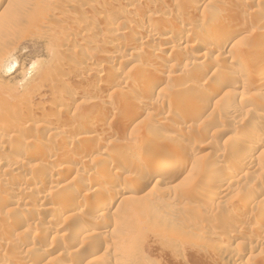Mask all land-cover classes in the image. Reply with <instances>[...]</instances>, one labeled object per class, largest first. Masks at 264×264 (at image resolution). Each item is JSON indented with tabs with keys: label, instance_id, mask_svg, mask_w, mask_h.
I'll list each match as a JSON object with an SVG mask.
<instances>
[{
	"label": "rangeland",
	"instance_id": "rangeland-1",
	"mask_svg": "<svg viewBox=\"0 0 264 264\" xmlns=\"http://www.w3.org/2000/svg\"><path fill=\"white\" fill-rule=\"evenodd\" d=\"M97 1L0 2V155L12 158L0 162V183L14 171L30 179L0 187V264H264V0H234L218 14L211 0ZM213 11L235 24L228 44L187 49L220 38ZM129 19L140 26L113 37ZM149 27L158 36L139 47L120 42ZM64 134L67 145L41 153ZM174 150L190 163L162 166ZM151 163L160 173L136 188Z\"/></svg>",
	"mask_w": 264,
	"mask_h": 264
},
{
	"label": "bare ground",
	"instance_id": "bare-ground-1",
	"mask_svg": "<svg viewBox=\"0 0 264 264\" xmlns=\"http://www.w3.org/2000/svg\"><path fill=\"white\" fill-rule=\"evenodd\" d=\"M1 1H3V0H0V2ZM101 1L102 0H98L97 1V3H101ZM195 1V0H194ZM197 1V0H196ZM192 2V1H191ZM190 2V3H191ZM200 3V2H199ZM235 3V1L234 0H211V1H209L208 2V4H209V7H212V8H214V10H215V14H218V13H216L217 12V10L219 11V10H221L222 11V9H228V7L231 5H233ZM197 4V3H196ZM201 4V3H200ZM157 6V5H156ZM234 7V6H233ZM165 13H170V12H173L174 10H175V7H174V5L173 4H169V5H167V6H165ZM186 8V7H185ZM235 8V7H234ZM186 10V9H185ZM176 11V10H175ZM177 11H179V10H177ZM182 12H183V10H182ZM175 13H177V12H175ZM220 14V13H219ZM158 15V14H157ZM213 15H214V11H213ZM213 15H211V17L213 16ZM167 16V15H166ZM136 17V16H135ZM173 17V16H172ZM218 17H220V16H217V18ZM133 18V17H132ZM131 18V19H132ZM139 18V17H138ZM217 18H215V15H214V18H213V26L215 25L216 26V28H217V30H218V28H224L223 29V31H221V32H219V36H220V38L219 39H212L213 37H211V38H208V39H206V40H203V42L204 43H202V42H194V44H188V45H186L185 47H188L187 49H194L195 47H197L198 49H199V51L200 50H202L203 48H208L209 46H210V49H212V50H214V51H217V50H219L220 48H224L227 44H228V41H229V39H230V34H232V32H233V30L235 29V24H234V26H225L224 27V21H221V20H219V19H217ZM131 19H129L128 21H125L126 23H125V25H124V27L122 28V30H119V31H117V32H115V36H113V37H115V38H117V39H124L125 38V36H127L126 34H128V33H130V32H134V30L135 29H137L139 26H140V24H141V22L138 20V19H134V20H131ZM144 19V18H143ZM224 19V18H223ZM145 20V19H144ZM154 20V19H153ZM165 22V21H164ZM239 26V25H238ZM181 28V27H180ZM213 28H215V27H213ZM182 29V28H181ZM191 29H194V28H191ZM140 30V29H139ZM213 30H215L216 31V29H213ZM157 31H159V30H157ZM157 31H155L154 29H153V27H149V29L147 30V31H145L144 30V33L142 34V36L140 37L141 39L140 40H136V39H134V41L133 40H126V41H121L120 40V42L122 43V45L123 44H125V48H127V47H129V48H135V47H139L141 44H143V42L145 41V40H147V39H149V37L151 36H158V32ZM163 35V34H162ZM164 36V35H163ZM162 36V37H163ZM208 37H210V36H208ZM158 38H160V36L158 37ZM164 38H169V36H166V37H163L162 39H164ZM152 39V38H151ZM170 39V38H169ZM169 39H168V41H169ZM199 40V39H198ZM167 41V42H168ZM195 41V40H194ZM202 41V40H201ZM119 42V43H120ZM193 42V41H192ZM120 43V44H121ZM214 43V44H213ZM159 44V43H158ZM261 44H262V42H261ZM260 44V45H261ZM264 44V43H263ZM121 45V46H122ZM259 45V46H260ZM120 46V45H119ZM258 46V45H257ZM184 47V46H183ZM261 47V46H260ZM182 47H181V45L179 44H175V46L174 47H172V52H175V53H177L180 49H181ZM127 50V49H126ZM154 51V50H153ZM191 52V51H190ZM203 53V52H202ZM201 53V54H202ZM207 52H205L204 54H205V56L207 55L206 54ZM181 54V53H180ZM198 54V53H197ZM200 54V55H201ZM173 55V54H172ZM190 55V54H189ZM200 55H198V56H200ZM10 56V53H7V54H5V56L4 57H6L5 59H7L8 60V58H10L9 57ZM204 56V55H203ZM210 56V55H209ZM208 56V57H209ZM168 57H169V55H168ZM171 57V56H170ZM185 57V56H184ZM202 57V56H201ZM200 57V58H201ZM225 57V56H224ZM179 58H180V56H179ZM233 58V57H232ZM4 59V60H5ZM167 59H169V58H167ZM178 59V58H177ZM187 59V58H186ZM128 60V59H127ZM188 60V59H187ZM203 60V59H202ZM132 61V60H131ZM172 61V60H171ZM180 63V62H179ZM195 63V62H194ZM12 64H14V63H10L9 65H12ZM128 64V63H127ZM176 64V63H175ZM196 64V63H195ZM202 64V63H201ZM210 64H211V62H210ZM191 64H189L188 66H190ZM166 66V65H165ZM174 66V65H173ZM208 66V65H207ZM10 67V66H9ZM8 67V68H9ZM178 67V66H177ZM171 68V67H170ZM163 69V68H162ZM204 70V69H203ZM263 70V69H262ZM207 71V70H206ZM242 71V69H235V72H237V73H240ZM262 72V71H261ZM202 73V72H201ZM204 73V72H203ZM260 73V72H259ZM200 75V74H199ZM202 75V74H201ZM116 76V75H115ZM177 76V75H176ZM232 76V75H231ZM161 77H163V76H161ZM198 77V76H197ZM200 77V76H199ZM207 77V76H206ZM234 77V76H233ZM258 77V76H257ZM114 78V77H113ZM115 78H117V80L119 79V77L118 76H116ZM114 78V79H115ZM235 78V77H234ZM260 78L262 79V80H260V82H259V84L262 86L263 84H264V72L263 73H261V76H260ZM259 78V79H260ZM156 79H158V76H157V74L156 73H152V74H150V76H149V78H148V82L149 83H151V82H153V81H155ZM232 80V78H230V77H225V79L223 80V81H218L217 83H215V85H213V89H211L210 90V92H208L207 93V99H205L204 97V101H202V105H206L211 99H213L214 97H217L219 94H221V92H223L224 90H225V87H226V85H228V81H231ZM249 79V78H248ZM255 79V78H254ZM258 79V78H257ZM157 81V80H156ZM159 81V80H158ZM147 82V81H146ZM234 80H233V83H232V85L234 84ZM237 82V81H236ZM246 82V81H245ZM257 83V82H256ZM238 84V83H237ZM246 84V83H245ZM249 84V83H248ZM254 84V83H253ZM258 84V83H257ZM258 84V85H259ZM146 85H148V84H146ZM257 85V86H258ZM155 86V85H154ZM254 86V85H253ZM253 86H251V87H253ZM257 86H256V88H257ZM211 87H212V85H211ZM193 90V89H192ZM198 90V89H197ZM185 91L186 90H184V93H185ZM229 91V90H228ZM186 92H188L189 93V91L187 90ZM227 92V91H226ZM145 93V92H144ZM183 93V94H184ZM187 93V94H188ZM186 94V93H185ZM222 95H224V93L222 94ZM185 96V95H184ZM189 96V95H188ZM243 96V95H242ZM139 97V96H138ZM140 97H141V95H140ZM182 97V96H181ZM191 97V96H190ZM190 97H188L189 99H190ZM76 98V97H75ZM142 98V97H141ZM177 98V97H176ZM179 98V97H178ZM184 98V97H183ZM243 97H241L239 100H241ZM172 99H174V98H172ZM221 99V98H220ZM250 99V98H249ZM226 106L227 105H232L233 103H235L236 101H237V97H235L234 95L233 96H229V97H227L226 99ZM185 102H186V100H184ZM178 102H180V101H178ZM245 102V101H244ZM247 102V101H246ZM238 103V102H237ZM184 104V106H185V103H183ZM200 104V103H199ZM208 105H209V103H208ZM143 106V105H142ZM148 106H150V104L148 103ZM188 106V105H187ZM147 107V106H146ZM131 108V107H130ZM199 108H202V107H198V109ZM138 110H139V108H138ZM142 110V109H141ZM140 110V111H141ZM202 110V109H201ZM204 110V109H203ZM27 112V111H26ZM4 114V113H3ZM137 115V114H136ZM6 117V116H5ZM254 119V120H253ZM253 119L249 122L250 123V126H252L253 128H255L256 129V127H257V125H259L260 124V121H258V119L257 120H255V118L253 117ZM261 120V119H260ZM262 121H264V120H262ZM248 123V124H249ZM261 125V124H260ZM259 125V126H260ZM249 128V125H243L242 126V129L246 132V129H248ZM242 129H241V131H242ZM255 129L253 130V131H255ZM244 131H242V132H244ZM244 132V133H245ZM257 134V133H256ZM65 135V134H64ZM68 137H69V135L67 136V135H65V136H63V138L62 139H57V138H52V139H50L49 141H48V147H47V149L45 148H42V147H40L41 148V150H42V152L40 151V149H39V151L41 152V153H43L44 152V154L47 152H51L50 154L52 155L53 154V152L54 151H56V149H58V148H63L64 146H65V143L67 142V141H69L70 140V138H69V140H68ZM116 143V142H115ZM158 143V142H157ZM260 143V142H259ZM26 144H28V143H26ZM25 144V141H24V143L23 142H20L19 141V143H17L16 144V148H22V149H24V148H27L28 146H25L26 145ZM152 144H153V142H152ZM161 144V143H160ZM29 145V144H28ZM66 145H67V143H66ZM157 145V144H156ZM163 146V145H162ZM161 147V146H160ZM16 148H14V149H16ZM37 148H39V146L37 147ZM13 149V150H14ZM89 149V148H88ZM129 149H131L132 151H133V153H135V154H138L139 152H141L142 151V148L140 147V146H131L130 145V148ZM28 150V149H27ZM59 150V149H58ZM187 150H189V149H187ZM178 151V150H177ZM177 151H173L172 153H169L168 151H166V153L164 152V157H163V165L162 166H164V167H166V166H168V165H170V164H174L175 165V167H183V165H184V167H185V165H188L189 163H190V159H189V156L188 155H185V154H183V155H180V154H177ZM182 151V150H181ZM87 152H90V151H87ZM156 152V151H155ZM158 152H160V150L158 151ZM171 152V151H170ZM189 152V151H188ZM46 153V154H47ZM61 153H63V152H61ZM162 154H163V151L161 152ZM177 155H176V154ZM181 153V152H180ZM5 154V153H4ZM33 154V153H32ZM157 154V153H156ZM12 155V154H11ZM51 155H49V157L46 159L47 160V162H46V164H51L52 162H54L55 160H54V158L52 159L51 157H53V156H51ZM55 155V154H54ZM189 155H190V153H189ZM10 156V155H9ZM13 156V155H12ZM158 157V156H157ZM10 158V157H9ZM8 158V159H9ZM57 158V157H56ZM12 159V158H11ZM11 159H9V160H7V155H0V162L1 163H5V161L7 160L8 162L11 160ZM14 160V159H13ZM129 161V160H128ZM193 161V160H192ZM7 162V163H8ZM10 162H12V160L10 161ZM23 163H24V161H22ZM22 162L20 161V160H16L15 161V163H17L16 165H20V164H22ZM154 163V162H153ZM152 164V163H151ZM15 165V164H14ZM16 165H15V167H16ZM153 166H151L148 170H146V171H141L140 169V172H139V174L136 176L137 177V180L135 181V186H136V188L138 187V188H147V186H149L151 183H152V181L155 179V176L156 175H158L159 173H160V170H161V168H159V167H156V166H154V164H152ZM22 166V165H21ZM158 166V165H157ZM171 166V165H170ZM20 167V166H19ZM120 170H122L123 168H119ZM36 170V169H35ZM162 170H163V168H162ZM177 170V169H176ZM26 171H27V169H26ZM15 172V171H14ZM14 172H10V175L8 176V177H6L4 180H2L1 181V183H0V187L2 186V187H6V186H9L11 183H14L13 181H17V180H20L21 179V183H22V185L24 186L23 188L25 189V187H26V185H28V184H30V179L28 180V179H26V177L24 178V177H22L21 175H19L18 174V172L16 171V173H14ZM122 172H124V171H122ZM162 172V171H161ZM27 173V172H26ZM20 174H21V171H20ZM29 174V173H28ZM228 177V176H227ZM30 178H32V177H30ZM62 178L63 177H61V176H59L58 178H57V182L59 183V182H62L63 180H62ZM64 179V178H63ZM62 180V181H61ZM224 180V179H223ZM228 180V179H227ZM226 180H224V182H225ZM31 182H33V181H31ZM134 182V181H133ZM156 182V181H155ZM227 182V181H226ZM22 185H20V186H22ZM133 185H134V183H133ZM12 186V185H11ZM55 186H57V184H52V185H50V187H51V189L52 188H54ZM64 186V185H63ZM28 187V186H27ZM22 188V187H21ZM29 189V188H28ZM54 190V189H53ZM109 190H111V188L109 189ZM129 191V189L127 188V187H123L122 189H121V191H119V192H121V194H125V193H127ZM27 192V191H26ZM25 192V193H26ZM118 192V193H119ZM117 193V194H118ZM117 194H113L112 196H110V198H109V202H111L112 204H113V202H115L116 200H119V198H120V196H118ZM49 201H50V198L48 199V200H46V202L47 203H49ZM209 201H210V199H209ZM117 202V201H116ZM15 203H18L17 201H15ZM14 203V204H15ZM48 205V204H47ZM51 208V207H50ZM47 209H49V208H47V206L45 205V206H42V207H39L38 208V211H40L39 213L40 214H38V215H36V223H35V225L36 224H40L42 221H43V219H44V217L43 216H45V215H43L42 216V214H44L46 211H47ZM53 210V209H52ZM51 212V211H50ZM38 213V212H37ZM36 213V214H37ZM47 213V212H46ZM36 227V226H35ZM85 227V226H84ZM81 230V229H80ZM83 230V229H82ZM85 230V229H84ZM77 231V230H76ZM79 231V230H78ZM79 232H81V231H79ZM77 233V232H76ZM80 234V233H79ZM85 255L83 254L82 255V258H81V256H80V259L79 258H77V257H75L74 256V261L75 260H82L83 259V257H84ZM1 263V262H0Z\"/></svg>",
	"mask_w": 264,
	"mask_h": 264
}]
</instances>
